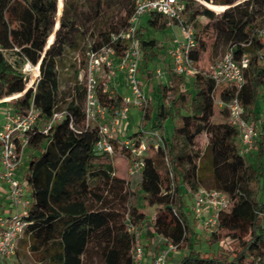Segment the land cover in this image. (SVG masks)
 I'll list each match as a JSON object with an SVG mask.
<instances>
[{
    "label": "trees",
    "instance_id": "1",
    "mask_svg": "<svg viewBox=\"0 0 264 264\" xmlns=\"http://www.w3.org/2000/svg\"><path fill=\"white\" fill-rule=\"evenodd\" d=\"M135 1L64 0L59 26L46 47L55 26L57 0H0V101L9 99L0 104L20 115L33 107L39 113L40 126L27 133L23 177L30 202L16 254L19 248H27L35 264H135V237L130 231L134 227L160 237L161 248L176 245L181 256L178 264H264V202L258 198L264 190V120L256 150L248 156L254 158L253 163L240 153L237 132L226 122V110L221 109L223 122L212 121L217 100L228 102L236 93L244 117L254 123L260 119L264 0H200L205 6L195 0H179L184 5L180 20L194 28V63L207 50L202 16L213 23L216 38L222 37L237 60L248 55L246 82L238 90L216 85L212 72L196 69L188 79L166 66L167 82H158L154 89L155 107L149 100L138 130L128 135L157 129L164 148L148 151L131 189L113 169L112 157L124 151L114 141L112 154L98 152L97 129L85 127V86L78 81L79 69L71 64L74 85L62 92L58 68L69 52L83 50L82 62H86L88 52L108 44L119 56L129 41H112L111 37L128 26ZM216 5L223 7L220 14L215 12ZM167 24L179 25V20L152 12L136 30L141 48L139 72L149 77L158 41L148 33L164 31ZM26 63L37 70L29 71L35 74L32 83L38 76L34 87L27 90L22 71ZM97 93L107 110L120 106V94L110 96L100 89ZM62 110L66 112L63 119L41 128ZM168 119L173 121L171 134L165 128ZM205 155L210 187L201 164ZM201 188L222 190L230 197L229 207L219 213L218 229L204 241L195 232L197 224L183 196L193 198ZM224 241L228 247L217 249ZM201 242L206 248H201Z\"/></svg>",
    "mask_w": 264,
    "mask_h": 264
},
{
    "label": "built area",
    "instance_id": "2",
    "mask_svg": "<svg viewBox=\"0 0 264 264\" xmlns=\"http://www.w3.org/2000/svg\"><path fill=\"white\" fill-rule=\"evenodd\" d=\"M184 5L179 0H136L133 14L128 26L112 35V41L127 39L128 45L116 56L113 45L108 44L87 54L84 69V119L85 127H95L98 140L95 149L98 152L113 153V142L124 151L127 160V175L139 177L144 166L143 158L148 151L164 148V139L157 129H141L140 133L132 137L119 139L123 120L127 117L130 107L143 111L149 103L141 78V48L135 38L136 30L141 17L152 12L161 13L169 18L179 20V27L184 32V41L170 47L167 51L170 67L177 75L193 77L196 73L195 63L191 53L195 48L194 28L180 20ZM260 39L264 42V28L260 31ZM248 63V55L244 54L237 60L231 47L222 55L212 71V78L216 85L234 86L238 90L245 84L244 68ZM27 66H32L27 63ZM28 71V70H27ZM123 73L129 95H121L119 107L111 106L107 110L98 99V89L101 93L110 96L118 94L116 77ZM160 75V71L156 70ZM39 75V71H38ZM264 97V86L259 90ZM217 106L227 112L226 122L237 132L241 149L240 153L246 155L256 150L260 140V123H254L244 117V109L237 93L228 102L217 100ZM64 110L57 111L51 119L42 126L47 129L54 123L63 119ZM39 113L31 107L24 115L9 109L3 110L0 120V179L8 185L9 211L0 216V263L12 264L16 256V243L26 225L24 217L29 206V193L26 185L17 179L23 153L27 143V133L38 126ZM190 212L197 226L204 234H211L218 229L219 213L226 210L230 204V197L222 190L214 188H201L193 196ZM135 242L133 247V260L141 264L144 259V249L140 240V232L131 227ZM177 251V246L167 244L160 252L156 253L149 264H168L169 254Z\"/></svg>",
    "mask_w": 264,
    "mask_h": 264
},
{
    "label": "rangeland",
    "instance_id": "3",
    "mask_svg": "<svg viewBox=\"0 0 264 264\" xmlns=\"http://www.w3.org/2000/svg\"><path fill=\"white\" fill-rule=\"evenodd\" d=\"M63 1L64 0H57L58 5H57V15H56V21H55L56 25H57L59 17H60V12L62 11L61 2L63 5ZM195 1L197 3H201L200 0H195ZM214 7H215L214 8L215 12L217 11L216 13H218V14H220V12L223 11V7H221V5H216ZM199 19H200L201 23L204 25V32L202 34V37L207 43V50L205 52H201L199 60L195 63V68L197 70H201L204 72H212L216 63L221 59L222 55L227 50L228 44L224 43V40L222 39V37L220 39L216 38V32L214 30L213 23L211 21H209L207 18L202 17V16L199 17ZM262 27H264V23H262ZM175 30L179 34V35L177 34L178 36L182 37V35H183V38H184V34H182L184 32L182 31V29L180 27H176ZM163 34H165V33H157L155 35V38L160 39L163 36ZM149 35L151 36V33ZM53 39H54V30L48 36V42L53 41ZM82 53H83V50L78 51V52L67 53L64 56L62 64L59 65L58 78L60 81L62 92L67 91L69 88H71L74 85V78H73V69L74 68L79 69L78 81H80L81 83L84 82V69H85V63L86 62H82V60H83ZM8 58L10 59V61L13 60L12 57L8 56ZM163 61L164 60L160 59V57H158L157 61H154L150 77L147 76L143 71L140 72V75L142 77L141 78L142 83L146 87V91H148V92L150 91L149 97H150V100H151L154 107H155L156 102H157V94L155 92L154 93L151 92L153 85L156 82L166 83V79L163 76V69H162ZM72 63L74 65L73 69L71 66ZM26 64L22 67V71L25 73V75L27 77L26 87H34L38 76L35 79V81L32 83V79H33L32 76L35 74H30L29 71L36 72L37 70L35 67L33 69L32 66L26 67ZM37 66H38V64H37ZM156 70L160 71V75L156 74ZM118 89L120 90V92H122L123 88L121 89L118 87ZM124 94L129 95L128 89H126V91L123 93V95ZM7 100H9V99H7ZM7 100H1L0 103L3 101H7ZM258 106L261 107L262 109H264V99H262V97H259ZM259 107H258V110H259ZM4 108L5 107L2 104H0V113H1V110H4ZM141 116H142V111L140 109L135 108V107L129 108V112L127 113V117L129 119V123H128L129 127L127 128L128 134H132L138 130L137 124L139 123ZM260 120H264V118L260 117ZM212 121L213 122H223L224 121V119L221 116V108L218 106L215 109V113H214V116L212 118ZM165 128H166L167 133L171 134V132L173 130V121H171L170 119L166 120ZM119 135L125 136L124 130H123V132L121 130ZM205 141H206V137L202 136L201 142H203L204 145H205ZM27 154H28V152L25 149V151L23 153V157H22L21 166H20L19 170L17 171V179L21 183H24V177L23 176H24V172H25L26 167H27V160H28ZM250 154L251 153H248L244 156L248 161L253 163L254 158L248 157ZM112 162H113V169H114L115 175H117L118 177H121V178H125L126 181L128 182V185L130 186V188L133 189L134 185L138 181L139 177H130L127 175V160H126L125 154L121 153V151L119 150V153H116L112 157ZM201 164L203 167V172L205 175V181L207 183V187H210L209 186L211 184V177H210V171H209L210 166H209L207 155H205V157L202 159ZM0 172H1V167H0ZM262 184H264V179H262ZM7 191H8V185L0 179V203L2 204L1 206H3L5 203V200L3 198L7 194ZM183 196H184V199L186 201V204H187V207L189 210L191 207V204L193 202V199L189 198L187 195H183ZM258 198L261 202H264V190H262L260 192ZM8 211L9 210H8V206H7L6 210L4 211L6 213H4V214L6 215L8 213ZM195 232L198 235H200V237H202V241L206 240L207 237L209 236V234H204L198 226L195 227ZM156 237L158 240H160V238L158 236H155V238H154V236L150 230L140 231V240H141L142 245L146 251V264H149V261L154 256V253L159 251V248L156 249L155 248L156 244H154L156 241H158L156 239ZM18 240H17L16 245L19 242ZM200 246L202 249H204V248H206V243L201 242ZM227 247H228V241H224V242H220L217 249H221V248L225 249ZM18 251H19V254H16L12 264H14L15 261L19 262V264H35V260L32 256V254H30V252L27 250V248H25V250H21L19 248ZM141 264H143V263H141ZM168 264H170L169 261H168ZM171 264H173V263H171Z\"/></svg>",
    "mask_w": 264,
    "mask_h": 264
},
{
    "label": "crops",
    "instance_id": "4",
    "mask_svg": "<svg viewBox=\"0 0 264 264\" xmlns=\"http://www.w3.org/2000/svg\"><path fill=\"white\" fill-rule=\"evenodd\" d=\"M147 17V14H145V15H143L142 17H141V23L144 21V19ZM176 27H179L178 25H175V24H167V28L164 30V31H161V32H154V31H150L148 34H150L151 33V36H153L154 38H155V35L157 34V33H165V34H163V36L160 38V39H157V38H155V39H157V41H158V45H157V47H156V49H155V51H156V54H157V56L154 58V61H157L158 60V57H160V59H163L164 61H163V65H162V69H163V76H164V78L166 79V82H167V79H168V77H167V73H166V71H165V69H166V66H170V60H169V57H168V54H167V51H168V49L170 48V47H172L173 45H175V44H177V43H180V42H183L184 41V38H183V35H182V37H180V36H178L179 34L177 33V31L175 30V28ZM153 32V33H152ZM182 32V31H181ZM178 34V35H177ZM183 34V33H182ZM150 36V35H149ZM153 66V65H152ZM152 66H151V69H152ZM142 72V71H141ZM140 78H142L141 77V75H140ZM188 79H190V78H192V77H187ZM142 81V80H141ZM158 82H156V83H154V85H153V88H152V90H151V92L152 93H154V89H155V86H156V84H157ZM143 84V83H142ZM126 86V87H125ZM116 87H117V92H118V94H120V95H122L123 96V93L126 91V89H128L127 88V85H126V83H125V81H124V77H123V73L122 72H119L118 73V75H117V77H116ZM118 87L119 88H123L122 89V92H120V90L118 89ZM143 87H144V90H145V93H146V95H147V97L149 98V100H150V97H149V95H150V91L148 92V91H146V87L144 86V84H143ZM149 93V94H148ZM125 95V94H124ZM262 99H264V97H262ZM259 107V106H258ZM259 117H262V118H264V109H262L261 107H259ZM3 118V110H1V113H0V120ZM129 119H128V117H126L124 120H123V123H122V132H123V130H124V132H125V136H118L119 137V139H123V138H125V137H130V136H128V135H131V134H128V132H127V128L129 127ZM138 125V124H137ZM0 167H1V163H0ZM28 193H29V190H28ZM4 200H5V203H4V205L3 206H1L2 204L0 203V216L1 215H5L4 213H6V212H4L5 210H6V208H7V206H8V210H9V205H8V191H7V194L5 195V197L3 198ZM154 238H155V236H154ZM160 238V237H159ZM156 239H157V237H156ZM158 240V239H157ZM154 244H156L157 246H158V248H159V251L161 250V249H163V248H161V247H163V246H161V238H160V240H158V241H156ZM155 245V246H156ZM144 259H143V261H142V263L143 264H146V251H145V248H144ZM156 253H158V252H156ZM156 253H154V255L156 254ZM180 252L179 251H175V252H171L170 254H169V262H170V264L171 263H173V264H178V261H179V259H180ZM153 258V257H152ZM152 258L150 259V261H149V263L151 262V260H152Z\"/></svg>",
    "mask_w": 264,
    "mask_h": 264
},
{
    "label": "water",
    "instance_id": "5",
    "mask_svg": "<svg viewBox=\"0 0 264 264\" xmlns=\"http://www.w3.org/2000/svg\"><path fill=\"white\" fill-rule=\"evenodd\" d=\"M205 2V1H204ZM207 3V2H206ZM202 5H204L203 3H201ZM57 5H58V3H57ZM61 6H62V2H61ZM205 6V5H204ZM62 8V7H61ZM208 8V7H207ZM212 10V9H211ZM61 11V10H60ZM60 14H61V12H60ZM58 26H59V20H58V23H57V25H56V22H55V26H54V32L57 30V28H58ZM52 43V41H50V42H48V40H47V43H46V47H48L50 44ZM39 66V65H38ZM38 71H39V67H38ZM29 87H27L26 88V90L28 89ZM25 90V91H26ZM24 91V92H25ZM23 92V93H24Z\"/></svg>",
    "mask_w": 264,
    "mask_h": 264
}]
</instances>
